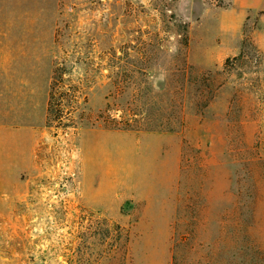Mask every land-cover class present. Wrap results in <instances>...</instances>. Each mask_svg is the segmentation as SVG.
<instances>
[{
  "label": "rangeland",
  "instance_id": "obj_1",
  "mask_svg": "<svg viewBox=\"0 0 264 264\" xmlns=\"http://www.w3.org/2000/svg\"><path fill=\"white\" fill-rule=\"evenodd\" d=\"M231 5L0 0V24L39 25L31 43L53 35V62L12 64L15 88L30 80L50 92L60 64L79 96L74 127H47L39 173L0 209V264H171L173 224L206 204L211 220L243 204L264 249V12L251 13L238 53L226 54L239 34ZM145 44L164 50L120 51ZM108 102L153 122L110 128Z\"/></svg>",
  "mask_w": 264,
  "mask_h": 264
},
{
  "label": "crops",
  "instance_id": "obj_2",
  "mask_svg": "<svg viewBox=\"0 0 264 264\" xmlns=\"http://www.w3.org/2000/svg\"><path fill=\"white\" fill-rule=\"evenodd\" d=\"M224 11L238 20L239 34L226 53L236 55L245 22L251 13L264 12V0H232L231 7ZM261 22L264 23V13ZM39 27L31 22L21 26L0 24V209L26 193L27 177L39 173V148L47 133L49 90H39L30 80H20V86L15 88L12 65L54 61L52 34L49 44L41 40L30 42L31 32ZM82 176L86 179V170Z\"/></svg>",
  "mask_w": 264,
  "mask_h": 264
},
{
  "label": "trees",
  "instance_id": "obj_3",
  "mask_svg": "<svg viewBox=\"0 0 264 264\" xmlns=\"http://www.w3.org/2000/svg\"><path fill=\"white\" fill-rule=\"evenodd\" d=\"M163 50V46L153 44L120 48L125 55L134 52L142 57H149ZM116 51V48L110 49L114 55ZM179 52H183L187 58L188 39ZM116 68L117 76H120L121 67ZM67 73L64 66L60 64L54 66L49 92L47 127L55 129L56 135L58 130L66 131L74 127L71 103L77 104L79 96L76 94L77 89L66 84L70 80L65 78ZM113 86L117 96L124 93L122 82L116 81ZM72 90L74 91L71 92ZM106 99L108 100V97ZM114 106L108 102L105 109V122L110 128L131 129L143 122L145 125L153 122L152 112L137 111L135 108L123 111V114L118 116L120 109H115ZM210 211L211 206L206 204L200 209L199 217L177 218L173 224L171 264H264L263 246L253 236L256 224L249 225L243 220L242 214L245 211L243 204L233 205L231 214V211L225 208L224 214L217 220H211L208 216Z\"/></svg>",
  "mask_w": 264,
  "mask_h": 264
}]
</instances>
